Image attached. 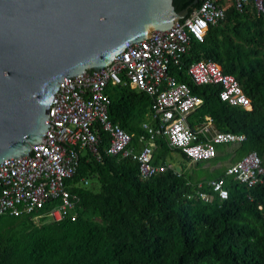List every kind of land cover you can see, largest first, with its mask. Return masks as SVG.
Returning a JSON list of instances; mask_svg holds the SVG:
<instances>
[{"label":"trees","instance_id":"1","mask_svg":"<svg viewBox=\"0 0 264 264\" xmlns=\"http://www.w3.org/2000/svg\"><path fill=\"white\" fill-rule=\"evenodd\" d=\"M193 3L174 0L178 11L190 6L191 12L198 6ZM201 59L235 75L253 108L221 100L220 85L190 82L186 70ZM171 72L202 98L188 117L191 126L212 116L219 130L246 135L233 149V144L219 145L223 151L212 162L230 158L234 163L256 151L264 165V15L230 7L204 41H192L182 69L173 66ZM107 92L111 119L134 134L137 143L144 134L142 123L151 118V98L126 85H110ZM100 136L103 160L83 153L67 180L79 198L77 219H51L48 212L59 201L20 216L2 215L0 264H264V180L249 186L227 176L230 196L221 200L208 181L225 176V167L205 177L174 167L143 178L137 161L107 154L109 138L102 130ZM159 137L155 164L166 163L171 152ZM199 190L214 198L204 200Z\"/></svg>","mask_w":264,"mask_h":264},{"label":"built area","instance_id":"2","mask_svg":"<svg viewBox=\"0 0 264 264\" xmlns=\"http://www.w3.org/2000/svg\"><path fill=\"white\" fill-rule=\"evenodd\" d=\"M199 2V6L170 29L153 31L138 42H127L125 50L106 67L69 76L60 83L42 141L34 145L29 155L9 157L0 163V217L40 211L47 204L59 201L48 216L53 220L77 219L79 198L67 180L77 172L84 150L103 160L101 130L109 138L106 153L137 161L143 178L173 167L153 163L157 136L166 137L171 149L181 150L196 162L215 158L220 144L241 143L246 139L243 133L217 129L212 117L196 129L190 126L187 118L201 105L202 99L193 93L188 82L179 81L171 68L182 69L183 57L192 41H204L210 26L224 20L230 7L244 11L254 2L257 12L264 15V0ZM188 71L195 84L220 85L221 100L248 110L253 108L251 98L236 76L225 73L215 61L198 60ZM110 85L131 86L151 96L152 116L158 126L144 124L147 133L139 138L143 147L137 148L134 134L111 119L112 99L107 92ZM227 176H235L249 186L262 182L264 165L260 155L256 151L246 154L227 167L225 176L208 182L221 200L230 196ZM198 194L204 200L214 198V194L201 190Z\"/></svg>","mask_w":264,"mask_h":264},{"label":"water","instance_id":"3","mask_svg":"<svg viewBox=\"0 0 264 264\" xmlns=\"http://www.w3.org/2000/svg\"><path fill=\"white\" fill-rule=\"evenodd\" d=\"M189 12L174 0H0V163L42 141L64 79L106 67L127 42Z\"/></svg>","mask_w":264,"mask_h":264},{"label":"rangeland","instance_id":"4","mask_svg":"<svg viewBox=\"0 0 264 264\" xmlns=\"http://www.w3.org/2000/svg\"><path fill=\"white\" fill-rule=\"evenodd\" d=\"M235 146L236 145H233V147H230V149H233ZM222 149H223V146H220L219 150H222ZM212 160L213 159L202 161L204 165L197 166L196 163H189V161L184 159L182 154H180L178 151H175L173 153L170 152V154L166 157V161L168 164H173V163L181 164L184 166L185 172L187 174L194 175L196 177H199V176L205 177V176L212 175L215 173L218 166L221 167L223 164L227 165L233 162L230 159V160H225V161L218 162V163H213ZM96 181L97 179H93V182H96Z\"/></svg>","mask_w":264,"mask_h":264},{"label":"crops","instance_id":"5","mask_svg":"<svg viewBox=\"0 0 264 264\" xmlns=\"http://www.w3.org/2000/svg\"><path fill=\"white\" fill-rule=\"evenodd\" d=\"M194 4V3H193ZM196 4H198V6H199V4H200V2H198V3H196ZM233 8H235V7H233ZM247 8H250L251 10H253V11H255V12H257V9H256V7H255V4H254V2H252V3H250L246 8H245V10L247 9ZM236 9V8H235ZM236 10H238V9H236ZM244 10V11H245ZM239 11V10H238ZM244 11H239V12H244ZM190 13V12H189ZM257 14L258 15H260L258 12H257ZM189 15V14H188ZM187 17V16H186ZM185 17V18H186ZM226 17H227V14H226ZM226 17H225V19H226ZM224 19V20H225ZM223 21V20H222ZM221 22V21H220ZM219 23V22H218ZM217 23V24H218ZM217 24H214V25H217ZM212 26V25H211ZM210 26V27H211ZM173 67V66H172ZM179 69V68H178ZM186 77H187V79L190 81V82H192L193 84H195L192 80H191V77H190V74H189V71H188V69L186 70ZM233 75V74H232ZM235 76V75H234ZM195 85H198V84H195ZM129 87H131V86H129ZM132 88V87H131ZM132 89H134L136 92H138V93H146V92H144V91H141V90H137V89H135V88H132ZM193 91V90H192ZM194 93V92H193ZM150 98H151V96L148 94V93H146ZM197 95V94H196ZM202 99V98H201ZM151 102H152V98H151ZM202 104V103H201ZM199 107V106H198ZM196 110V109H195ZM194 110V111H195ZM193 111V112H194ZM192 113V112H191ZM190 113V114H191ZM150 116H151V118L149 119V121H144L143 123H142V127H143V130L145 129L144 128V124H145V122H148L149 123V125H154V124H158V122L156 121V120H154V118H153V116H152V110H151V107H150ZM190 116V115H189ZM188 116V117H189ZM209 117H212V116H206V119L203 121L204 123L207 121V118H209ZM213 118V117H212ZM187 120H188V123H189V119L187 118ZM213 123H214V127H216L217 129H219L217 126H216V123H215V121H214V118H213ZM190 124V123H189ZM202 124L199 122L197 125H196V127H193L194 129H196V128H198V127H200ZM191 126V125H190ZM144 133H145V131H144ZM159 138H162V139H165V140H167V138L166 137H159ZM168 141V140H167ZM134 144H135V146L137 147V148H141V147H143V145L140 143V141L138 140V142L137 143H135L134 142ZM225 145V144H224ZM233 145H237V144H233ZM157 144L155 143L154 145H153V148H154V150L157 148ZM168 146H169V144H168ZM170 150H171V152L173 153V152H175V151H179V150H173V149H171L170 148ZM87 152V150H84L83 152H82V154L84 153H86ZM182 153L183 154V152L182 151H179V153ZM220 152V150H219V147H218V153ZM180 153V154H181ZM81 154V155H82ZM188 158V157H187ZM188 159H190V158H188ZM227 160H230V158L229 159H227ZM199 162V161H198ZM202 162V161H201ZM220 162H222V161H220ZM189 163H197L196 161H193V160H191L190 159V161H189ZM162 164H168L167 163V161H166V163H162ZM168 165H173V166H175V168H177V166L178 165H181V164H177V163H173V164H168ZM229 165H231L230 163L229 164H227V165H225V164H223L221 167L220 166H218L217 167V170L218 169H220V168H223V167H225V168H227ZM181 167H182V169L179 171L180 173H181V171H185V169L183 168V165H181ZM177 170V169H176ZM216 170V171H217ZM178 171V170H177ZM215 171V172H216ZM225 174H226V172H225ZM215 179V178H214ZM201 183V182H200ZM199 183V184H200Z\"/></svg>","mask_w":264,"mask_h":264},{"label":"clouds","instance_id":"6","mask_svg":"<svg viewBox=\"0 0 264 264\" xmlns=\"http://www.w3.org/2000/svg\"><path fill=\"white\" fill-rule=\"evenodd\" d=\"M188 16V15H187ZM145 123H148V122H145ZM154 126H158V124H154ZM144 131H145V135H146V133H147V131L144 129ZM130 132V131H129ZM159 136H157L156 137V139H155V143H156V140H157V138H158ZM169 144V143H168ZM228 144H240V143H228ZM220 145H222V144H220ZM170 147V146H169ZM219 147V146H218ZM173 150H179V149H173ZM179 151H181V150H179ZM153 155H154V150H153ZM159 164H162V163H159ZM232 164V163H231ZM168 165V164H167ZM175 166H173L172 168H174ZM227 169V168H226ZM209 182V181H208Z\"/></svg>","mask_w":264,"mask_h":264}]
</instances>
